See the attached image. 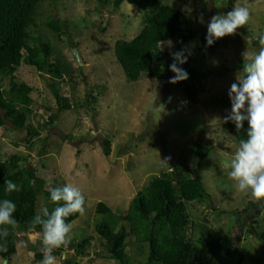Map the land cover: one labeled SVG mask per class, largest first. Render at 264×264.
Masks as SVG:
<instances>
[{"label": "rangeland", "instance_id": "1", "mask_svg": "<svg viewBox=\"0 0 264 264\" xmlns=\"http://www.w3.org/2000/svg\"><path fill=\"white\" fill-rule=\"evenodd\" d=\"M202 1L159 0L186 15L198 38L207 34L212 16L224 15L234 6L248 7L250 19L244 26L245 32L238 29L235 35L213 37L216 46L203 58L196 56V40L183 44L175 39L170 48L167 43L163 45V51L172 60V54L184 52L187 61L178 63L179 68L190 63L204 75L196 104L169 83L175 73L161 80L145 75L136 82L125 78L115 60L114 43L129 42L142 29L144 13L136 6L123 2L112 12L100 8L94 0H46L36 9L40 16L45 15L32 31L33 37L50 43L54 53L51 60L58 59L71 67L72 80L66 78L61 83L60 93L72 108L58 112L47 75L21 64L15 78L32 88L33 104L27 126L33 128L35 135L28 140L27 128L16 130L9 124L1 127L0 160L17 154L20 165L27 164L43 180V193L48 192L49 181L53 187L71 183L81 190L86 199L85 211L71 223L69 233L71 245L82 239L89 241L84 247L85 255L75 258L79 264H119L111 259L94 229V223L101 219L95 215L97 204L109 207L111 214L106 219L119 230V217L125 214L135 194L151 178L177 165L187 168L188 176L199 177L210 196L203 203L186 205L189 218L198 226L190 231L191 238L196 241L207 230H214L217 236L233 238L244 257L243 264H264L258 239L264 227V208L257 205V210L241 213L252 203L250 197L235 189L226 167L239 144L220 128L231 110L221 100L231 102L230 86L241 73L242 53L247 50L255 54L259 50L256 37L264 34V2L206 0L203 5ZM47 21L56 22L62 31L47 28ZM72 48L80 56V65L71 53ZM89 94L96 97L94 105L88 104ZM51 114H56L57 119L47 124ZM195 137H203L213 146L203 160L192 155L187 147ZM105 139L110 141L109 156L103 152ZM43 193L37 196L38 214L48 204ZM39 234H21L16 254L8 262L0 258V264H40L42 260L36 258L43 255ZM69 244L60 256L54 255L57 264H62L67 255H74L72 248L68 250ZM125 251L131 264L147 263L146 246L127 239Z\"/></svg>", "mask_w": 264, "mask_h": 264}, {"label": "trees", "instance_id": "2", "mask_svg": "<svg viewBox=\"0 0 264 264\" xmlns=\"http://www.w3.org/2000/svg\"><path fill=\"white\" fill-rule=\"evenodd\" d=\"M45 1L0 0V128L6 124L16 130L27 128L28 140L35 135L33 128L27 126L33 104L30 97L32 88L16 81L15 72L21 64L31 66L47 75L48 87L57 102L58 112L72 108L60 93L61 83L66 78L72 80L71 67L58 59L51 60L54 53L50 43L32 35V31L39 25L40 18L45 15L40 16L36 9ZM94 1L100 8L112 12L117 11L123 2H127L144 13L143 26L137 36L129 42L118 40L114 43L115 60L130 82L138 81L141 75L161 80L165 75L174 73L170 65L176 63L179 68L176 61L159 50L161 41L178 39L183 44H189L196 40L195 53L200 58L209 54L216 46L214 38L211 45L207 44V34L197 37V30L190 26L186 15L161 4L159 0ZM205 1H202L203 5ZM45 25L54 32L62 31L56 22L47 21ZM240 29L245 32L244 26ZM179 69L188 75V79L175 85L190 102L196 104L197 95L202 91L201 81L204 75L190 63ZM5 81L7 86H4ZM90 99L88 104L94 105L96 97L91 95ZM221 102L232 107V103L225 98ZM91 111L95 113L96 109L91 108ZM231 115L230 110L228 117ZM56 119L57 115L51 114L47 124L54 123ZM220 128L237 144L247 138V121L240 132H237L235 124L230 120L224 122ZM187 147L199 160L206 158L213 150V146L203 137L193 138L187 143ZM109 149L110 141L103 140L105 156H109ZM187 173H189L187 168L177 165L151 178L131 199L125 214L119 217L122 224L119 230L106 219V216L111 214L109 207L103 203L97 204L95 215L101 219L98 218L94 223V229L103 241L101 244L111 253L112 260L119 264H131L130 257L125 251L128 239L140 247L146 246L148 249L146 264H227L228 260H235L236 264L244 263V257L234 245L232 237L217 236L214 230L209 229L196 241L191 238L190 231L198 226L189 218L186 205L203 203L209 200L210 196L205 191L201 179L190 177ZM8 180L16 184L18 190L7 193L5 182ZM42 185L43 180L35 175L34 169L28 168L27 164L20 165V157L17 154H11L4 161L0 160V200L8 199L16 204L13 217L17 221V226L9 228V235L6 238L0 236V258L7 262L16 254V244L21 234L42 231L40 226L35 229L30 227V222L38 214L37 196L40 192L43 193ZM43 195L49 211L58 206L50 201L49 192H44ZM246 197L249 198L247 195ZM257 205L249 204L241 213H246L250 209L257 210L259 206ZM78 217L79 213L73 214L66 218V222L71 224ZM258 239L264 252V227L259 232ZM86 245H89L87 239L73 243L74 255H67L62 264H79L75 258L85 255ZM63 248L64 246L55 249L52 254L60 256ZM36 258L42 260L43 255H36Z\"/></svg>", "mask_w": 264, "mask_h": 264}, {"label": "clouds", "instance_id": "3", "mask_svg": "<svg viewBox=\"0 0 264 264\" xmlns=\"http://www.w3.org/2000/svg\"><path fill=\"white\" fill-rule=\"evenodd\" d=\"M249 19L248 7L239 5L224 15L212 16L207 29V44L213 43V37L235 35ZM200 22L203 23V15L200 16ZM256 39L260 46L258 52L250 54L246 50L242 53L241 73L230 86L232 115L225 117L224 122L232 121L237 132L244 128L245 121L248 128L247 138L239 142L226 167L227 177L233 182L235 189L249 196L251 203L264 208V34H259ZM165 43L169 48L172 45L171 40L161 41L160 51H163ZM172 55L177 63L183 64L187 61L184 52ZM170 69L176 75L169 83L175 84L188 79V75L179 69L176 63L170 65ZM5 184L7 193L18 190L17 185L11 180ZM47 191L50 193V201L58 206L51 211L47 207H42L40 213L30 222V227L35 229L40 226L42 229L39 234L42 237L43 253L40 264H57L53 251L70 243L71 224L66 222V218L76 213H84L85 198L81 190L71 183L53 187L49 181ZM15 211L16 204L13 201L0 200V236L6 238L9 235V228L17 226V221L13 217ZM4 250L6 251V248Z\"/></svg>", "mask_w": 264, "mask_h": 264}, {"label": "water", "instance_id": "4", "mask_svg": "<svg viewBox=\"0 0 264 264\" xmlns=\"http://www.w3.org/2000/svg\"><path fill=\"white\" fill-rule=\"evenodd\" d=\"M71 53L74 56V58L77 60L78 64L80 65L81 61H80V56H79L77 50L75 48H72L71 49ZM71 248H72V245L69 244L68 250H70Z\"/></svg>", "mask_w": 264, "mask_h": 264}]
</instances>
